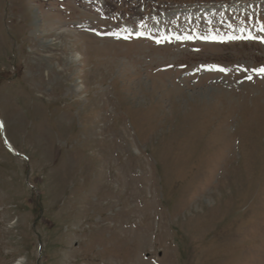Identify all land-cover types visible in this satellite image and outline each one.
Returning a JSON list of instances; mask_svg holds the SVG:
<instances>
[{
    "label": "rangeland",
    "instance_id": "obj_1",
    "mask_svg": "<svg viewBox=\"0 0 264 264\" xmlns=\"http://www.w3.org/2000/svg\"><path fill=\"white\" fill-rule=\"evenodd\" d=\"M261 68L264 0H0V264H264Z\"/></svg>",
    "mask_w": 264,
    "mask_h": 264
},
{
    "label": "bare ground",
    "instance_id": "obj_2",
    "mask_svg": "<svg viewBox=\"0 0 264 264\" xmlns=\"http://www.w3.org/2000/svg\"><path fill=\"white\" fill-rule=\"evenodd\" d=\"M215 7H217V6H215ZM215 7H212V6H210V7H207V8H201V9H197V7L196 8H192V10H195L196 12L198 11V13H197V15H207V16H211L210 15V13H215L217 10L218 11H221V13H220V15H222V16H224L225 15V12L226 11H228L229 10V8H226V9H224V7L223 6H219L220 8H215ZM212 10L211 12L209 11V10ZM217 9V10H216ZM179 11V10H178ZM178 11L177 12H174V13H172L173 14V17L174 18H177L178 16H180V14L178 13ZM183 11V10H182ZM232 12V11H231ZM182 15V14H181ZM184 15V14H183ZM195 15V14H194ZM196 15V16H197ZM236 15V14H235ZM195 16V17H196ZM192 17V16H191ZM215 17V16H214ZM229 17V16H228ZM172 18V17H171ZM212 18V17H211ZM233 18V17H232ZM173 19V18H172ZM179 19V18H178ZM220 19V18H219ZM226 19V18H225ZM215 20V19H214ZM169 21V20H168ZM173 21V20H172ZM197 21V20H196ZM195 21V22H196ZM205 22H207V21H205ZM220 21H218V23H219ZM190 23H191V21H190ZM193 23V22H192ZM208 23V22H207ZM195 24V23H194ZM216 24V23H215ZM209 25V24H208ZM213 26V25H212ZM231 27V26H230ZM232 28V27H231ZM230 28V29H231ZM205 29V28H204ZM204 29H203V31H204ZM223 30V29H222ZM226 30V29H225ZM234 32V31H233ZM202 33V32H201ZM215 33H216V30H215ZM235 34H236V32H235ZM224 35V34H223ZM201 67H203V66H201ZM209 70H211V69H209Z\"/></svg>",
    "mask_w": 264,
    "mask_h": 264
},
{
    "label": "snow or ice",
    "instance_id": "obj_3",
    "mask_svg": "<svg viewBox=\"0 0 264 264\" xmlns=\"http://www.w3.org/2000/svg\"><path fill=\"white\" fill-rule=\"evenodd\" d=\"M259 72L264 73V68L259 69Z\"/></svg>",
    "mask_w": 264,
    "mask_h": 264
}]
</instances>
